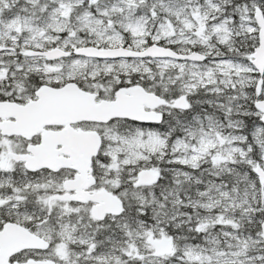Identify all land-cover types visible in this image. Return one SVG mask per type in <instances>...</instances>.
Instances as JSON below:
<instances>
[{
    "label": "snow or ice",
    "instance_id": "6c2138e0",
    "mask_svg": "<svg viewBox=\"0 0 264 264\" xmlns=\"http://www.w3.org/2000/svg\"><path fill=\"white\" fill-rule=\"evenodd\" d=\"M0 264H264V0H0Z\"/></svg>",
    "mask_w": 264,
    "mask_h": 264
}]
</instances>
